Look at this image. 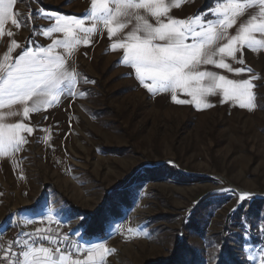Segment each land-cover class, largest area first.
Here are the masks:
<instances>
[{
	"label": "rangeland",
	"instance_id": "1",
	"mask_svg": "<svg viewBox=\"0 0 264 264\" xmlns=\"http://www.w3.org/2000/svg\"><path fill=\"white\" fill-rule=\"evenodd\" d=\"M227 2L213 0L208 10ZM201 3L182 0L169 15L181 20L203 15L208 10L198 12ZM109 7H115L111 0ZM90 8L91 0H15L21 45L14 57L65 38L43 34L55 24L50 17H90ZM139 13L156 23L143 9ZM253 15H259L258 4L245 9L227 36ZM135 24L109 38L107 27L96 21L89 43L78 33L75 48L53 47V55L63 57L76 75L74 87L62 83L59 99L48 107L28 117L23 105L11 106L16 116L0 108L4 123L33 128L21 133L27 142L19 150L0 153V229L35 218L63 221L76 233L77 248L103 243L110 250L103 264H261L264 47H245L236 60L226 58L233 69L251 72L200 66L228 79H251L252 110L226 100L219 89L197 108L174 103L171 90L150 93L135 70L121 63L123 50L111 46L124 41ZM92 25L86 19L84 26ZM256 38L264 41V34ZM176 95L192 100L179 89ZM243 193L251 198L240 202ZM100 212L103 232L86 234Z\"/></svg>",
	"mask_w": 264,
	"mask_h": 264
},
{
	"label": "snow or ice",
	"instance_id": "2",
	"mask_svg": "<svg viewBox=\"0 0 264 264\" xmlns=\"http://www.w3.org/2000/svg\"><path fill=\"white\" fill-rule=\"evenodd\" d=\"M15 0H0V35L3 25L10 20L20 26L13 17L12 6ZM182 0H111L114 8L109 7V0H91L90 17L76 18L56 15L50 17L55 24L45 29L50 32L63 33V40L53 41L47 48H28L14 60L9 55L0 58V108L8 107L7 116L18 113L11 110L13 105H23V116L38 112L41 107H48L50 102L59 99V89L67 81L74 87L75 73L69 71L64 58L53 55V47L63 46L72 49L81 43L78 33H84L83 41L89 43L88 36L95 32V22L100 21L106 27L109 38L128 26L133 20L135 27L124 41L112 44V49H122L121 63L135 70L137 80L150 93L172 91L174 103H194L197 108L207 104L206 98L216 94L219 89L226 100L238 102L241 108L252 110L255 107V85L251 79L233 80L214 71H201V65H214L228 72L240 74L251 69H233L226 58L236 60V54L245 47L255 50L264 47V41L256 34H264V0H228L203 15L187 19H175L169 15L171 7H179ZM259 5V15L251 16L240 25L237 33L227 36V29L237 23V18L245 9ZM143 9L156 21L155 24L139 13ZM211 14L216 19H205ZM164 17L165 19H161ZM93 21L92 27H85L86 19ZM12 35L11 32L8 33ZM191 40V43L186 41ZM227 40L220 44V41ZM12 41V44H15ZM11 51V49L9 50ZM243 64V60H239ZM256 77H253V79ZM86 79V78H85ZM150 81L151 83H147ZM207 81L206 85L201 84ZM182 90L192 98L191 101L177 98L176 90ZM83 95V93H81ZM207 106H211L208 104ZM0 116V153L17 151L27 141L21 134H31L33 128L25 123H4ZM251 194L243 193L239 200L250 199ZM40 230H37L39 233ZM131 232L132 229H129ZM40 240L57 243L52 237L36 236ZM28 244V241H24ZM79 251V249H77ZM109 249L103 243L85 249L86 259H73L71 253L54 255L49 247L29 246L22 252L19 264H103ZM264 264V256L261 257Z\"/></svg>",
	"mask_w": 264,
	"mask_h": 264
},
{
	"label": "built area",
	"instance_id": "3",
	"mask_svg": "<svg viewBox=\"0 0 264 264\" xmlns=\"http://www.w3.org/2000/svg\"><path fill=\"white\" fill-rule=\"evenodd\" d=\"M37 230H40L37 233ZM52 237L57 243L37 239L36 236ZM28 241V244H24ZM76 233L72 234L68 226L60 220L35 218L31 224L20 226L14 222L0 229V264H19L22 252L29 246L49 247L53 254L71 253L73 259H85V248H77ZM79 249V251H77Z\"/></svg>",
	"mask_w": 264,
	"mask_h": 264
},
{
	"label": "crops",
	"instance_id": "4",
	"mask_svg": "<svg viewBox=\"0 0 264 264\" xmlns=\"http://www.w3.org/2000/svg\"><path fill=\"white\" fill-rule=\"evenodd\" d=\"M12 14H13V6H12ZM14 17V16H13ZM11 21L8 20L3 25V35H0V58H2V54L7 52V55L10 56L13 60L16 58L14 57V54L17 49L20 48L21 41L18 39L19 37L17 34H19L20 30L17 27H13L10 25ZM11 32L12 35L9 36L8 33ZM12 41H15V44H12ZM11 49V51H9Z\"/></svg>",
	"mask_w": 264,
	"mask_h": 264
},
{
	"label": "trees",
	"instance_id": "5",
	"mask_svg": "<svg viewBox=\"0 0 264 264\" xmlns=\"http://www.w3.org/2000/svg\"><path fill=\"white\" fill-rule=\"evenodd\" d=\"M213 0H202L201 3V7L198 9L199 11H207L212 4ZM103 217V212H100L97 216V219L94 220V222L92 224L89 225V231L88 233L86 232V234L90 235V236H96V235H100L103 232V224L101 222V218ZM230 262H233V260H231Z\"/></svg>",
	"mask_w": 264,
	"mask_h": 264
}]
</instances>
